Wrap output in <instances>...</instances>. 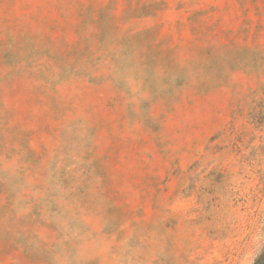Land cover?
Returning a JSON list of instances; mask_svg holds the SVG:
<instances>
[{
  "label": "rangeland",
  "instance_id": "obj_1",
  "mask_svg": "<svg viewBox=\"0 0 264 264\" xmlns=\"http://www.w3.org/2000/svg\"><path fill=\"white\" fill-rule=\"evenodd\" d=\"M264 0H0V264H254Z\"/></svg>",
  "mask_w": 264,
  "mask_h": 264
},
{
  "label": "trees",
  "instance_id": "obj_2",
  "mask_svg": "<svg viewBox=\"0 0 264 264\" xmlns=\"http://www.w3.org/2000/svg\"><path fill=\"white\" fill-rule=\"evenodd\" d=\"M254 264H264V249L255 260Z\"/></svg>",
  "mask_w": 264,
  "mask_h": 264
}]
</instances>
